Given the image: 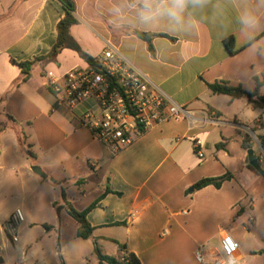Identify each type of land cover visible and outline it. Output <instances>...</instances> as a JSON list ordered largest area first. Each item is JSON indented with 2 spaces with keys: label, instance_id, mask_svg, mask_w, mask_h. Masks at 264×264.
<instances>
[{
  "label": "crops",
  "instance_id": "crops-1",
  "mask_svg": "<svg viewBox=\"0 0 264 264\" xmlns=\"http://www.w3.org/2000/svg\"><path fill=\"white\" fill-rule=\"evenodd\" d=\"M73 2L77 24L70 27V34L85 53L97 60L108 44L113 46L170 103L190 115L152 126L112 155L81 124V116L95 110L94 102L68 108L56 102L50 89L47 72L60 79L74 68L88 66L74 51L63 49L55 62L36 63L29 79L21 81L17 64L46 55L55 42L56 24L63 15L58 2L0 0V182L1 175L2 180L8 176L13 185L8 199L0 202V264H46L42 244L51 242V237L53 257L64 264L66 247L79 239L78 224L63 209L57 219L53 203L59 194L52 181L60 184L77 211L100 199L87 220L92 236L108 256H121L119 243L140 264H198L196 248L217 246L222 233L237 242L244 240L253 224L248 222L250 215L244 219L245 209L254 207L253 192L246 191L248 174L260 175L248 169V162L242 163L240 150L264 109L245 98L213 94L207 84L226 81L243 89L253 84L254 89L255 78L264 79V58L259 61L248 52L254 46L257 54L264 50V4L261 0H208L202 8H190L181 24L162 18L145 24L129 0ZM246 9L257 18L252 28L240 22ZM129 29L162 36L152 38L150 52L146 42ZM229 37L234 39L233 54L225 47ZM236 105L257 111L250 126L228 111ZM18 133L24 149L18 144ZM196 139L201 142L202 159L194 154ZM33 166L45 178H36ZM224 174L231 177L219 188L191 190L201 179ZM106 188L110 193L104 195ZM28 200L25 214L22 208ZM11 203L23 216L15 243L5 229L14 212L9 209ZM42 205L48 219L31 217L43 210ZM83 241L93 250L90 239ZM261 251L252 254L264 257ZM241 256L238 251L237 259ZM92 257L93 264H98L93 252Z\"/></svg>",
  "mask_w": 264,
  "mask_h": 264
},
{
  "label": "built area",
  "instance_id": "built-area-1",
  "mask_svg": "<svg viewBox=\"0 0 264 264\" xmlns=\"http://www.w3.org/2000/svg\"><path fill=\"white\" fill-rule=\"evenodd\" d=\"M99 69L90 66L74 68L60 79L47 72L56 102L72 108L91 100L95 110L81 116V124L92 137L106 147L112 155L128 148L152 126L166 120H181L190 115L176 106L133 66L122 59L111 46L97 59ZM201 142L193 141L194 154L203 158ZM23 221L16 209L5 224L11 242H17V230ZM254 219L248 217V222ZM238 242L227 232L220 235L217 246H199L194 251L198 264H237Z\"/></svg>",
  "mask_w": 264,
  "mask_h": 264
},
{
  "label": "trees",
  "instance_id": "trees-1",
  "mask_svg": "<svg viewBox=\"0 0 264 264\" xmlns=\"http://www.w3.org/2000/svg\"><path fill=\"white\" fill-rule=\"evenodd\" d=\"M60 7L63 10V15L59 19L56 24V38L55 42L53 43L50 51L44 55L37 58H34L31 62H22L18 63L17 66L20 68L22 77L21 81L25 82L30 77V70L33 65L36 63H50L55 62L57 55L63 49H69L74 51L80 59H82L88 66L98 70V62L95 58L91 57L87 53H85L76 42V40L70 34V27L77 24V19L74 16L75 13V4L73 0H56ZM131 3V0H129ZM130 33L138 37L139 39L146 42L148 49L150 52L153 51L151 46V40L153 37L162 36V34H152V33H144L137 30H128ZM164 36V35H163ZM225 47L230 54L234 53V39L233 37L227 38L225 41ZM255 86L252 91H246L242 88L241 85H231L226 81H214L212 83H208V89L217 95H226L231 99H239L245 98L249 103H251L255 108L264 109V96L260 94V88L264 87V79L259 80L255 78L254 80ZM258 142L262 149H264V136L257 137ZM18 144L19 146L24 149V141L22 136L18 133ZM253 146L252 140L250 139H243L242 141V148L244 150H248ZM218 147V145L216 146ZM26 156L32 157L31 153L26 151ZM248 169L255 172V170L248 164ZM256 173V172H255ZM231 177L230 174H224L222 176L213 177V178H205L201 179L198 182L194 183L191 186V190L197 191L202 189L206 186H213L215 188H219L221 184L228 180ZM264 178V177H262ZM52 184L58 188V200L53 203V208L56 214L57 219L59 218V212L63 209L77 224L78 227L76 229V237L79 239L87 240L90 239L93 246V254L99 262L105 264H140L136 256L127 251L126 246L122 244H118L120 251L122 252L121 256L113 257L108 256L102 253L97 239L92 236L93 228L90 226L87 215L88 213L96 207L97 202L100 200H96L95 202L88 205L82 211H77L73 208V206L66 200L65 192L62 187H60L59 183L53 182ZM110 193V189L106 188L104 195ZM103 195V196H104ZM102 197V196H101ZM100 197V198H101ZM44 227H47L44 225ZM260 254H264V251L259 252ZM63 264V263H62Z\"/></svg>",
  "mask_w": 264,
  "mask_h": 264
},
{
  "label": "rangeland",
  "instance_id": "rangeland-1",
  "mask_svg": "<svg viewBox=\"0 0 264 264\" xmlns=\"http://www.w3.org/2000/svg\"><path fill=\"white\" fill-rule=\"evenodd\" d=\"M264 45V43H262ZM252 54V56L256 57L257 59L264 58V50H262L260 53L258 52V49L254 46L250 51H248ZM255 66H258V63H255ZM244 89L251 90L253 89V84H245ZM262 96H264V87L261 88ZM231 111L233 115H236L243 123H246L250 126V120L255 118V115L257 111H253L249 108H241L236 105V107H233ZM229 113V112H228ZM231 114V115H232ZM252 133L249 134V138L252 140L253 150L254 154L256 155V158L259 160V165L262 170H264V149L261 148L260 143L258 142L257 137L258 136H264V116H258L252 126H250ZM244 132V131H243ZM245 133V132H244ZM236 137V135H235ZM236 150L237 147H236ZM241 152V160L242 163L248 162L247 161V150H240ZM14 174L13 171H11L10 175ZM9 175V174H7ZM1 175V182H0V190L5 191L6 193L3 195V192H0V202L2 203L3 197L8 199V189L13 190L12 188V182L9 181L8 176L3 177L2 180ZM36 178H41L39 175H35ZM248 185L246 186L247 193L253 192L252 201L254 204L253 209H245V217L244 219L247 220L248 215L252 216L254 218V222H252V226L249 229V234L244 240L239 239V251L241 252L242 256L237 260V264H264V257L259 256L258 253L255 255L252 254V251H257L259 249H264V178L261 176H257L255 174H248ZM20 188V186H18ZM249 191V192H248ZM18 192V190H17ZM19 194V192H18ZM8 201V200H6ZM248 202V200L243 201V205H245ZM0 203V205H1ZM29 203L30 200L27 201L26 207L22 208V212L26 214L27 210L29 209ZM43 206V205H42ZM18 207V206H16ZM19 208V207H18ZM39 213H31V217L34 219H48V212L44 209ZM11 211H15L14 205L11 203L10 208ZM9 210V211H10ZM54 214L50 213V218H53ZM1 217V213H0ZM41 217V218H40ZM21 230V225L19 227ZM20 230L18 234H20ZM42 249L47 253L46 256V264H58L61 262V259L59 257H53L52 251L55 246V241L51 237V242L46 241V243L42 244ZM39 252V248H35V253ZM92 247L89 242H85L80 239H76L75 244H70L66 247V256L62 257L65 261L64 264H93L95 262L94 258L92 257ZM33 262H30L29 264H32ZM28 264V263H27ZM98 264H100L98 262Z\"/></svg>",
  "mask_w": 264,
  "mask_h": 264
},
{
  "label": "clouds",
  "instance_id": "clouds-1",
  "mask_svg": "<svg viewBox=\"0 0 264 264\" xmlns=\"http://www.w3.org/2000/svg\"><path fill=\"white\" fill-rule=\"evenodd\" d=\"M207 2L208 0H131V6L139 20L145 24L161 18L181 24L190 8H202ZM261 3L264 4V0ZM240 22L245 27L252 28L256 25L257 18L246 9Z\"/></svg>",
  "mask_w": 264,
  "mask_h": 264
},
{
  "label": "water",
  "instance_id": "water-1",
  "mask_svg": "<svg viewBox=\"0 0 264 264\" xmlns=\"http://www.w3.org/2000/svg\"><path fill=\"white\" fill-rule=\"evenodd\" d=\"M247 160H248V164L255 170V172L257 174H259L260 176H264V170L261 169V167L258 163V160H257L255 154L253 153L252 149L247 150ZM31 170L35 174L39 175L40 177L45 178L44 173H42V171L40 170L39 167L33 166V167H31Z\"/></svg>",
  "mask_w": 264,
  "mask_h": 264
}]
</instances>
